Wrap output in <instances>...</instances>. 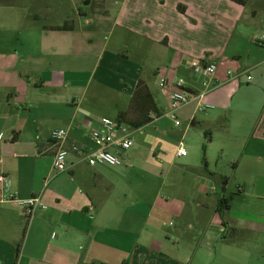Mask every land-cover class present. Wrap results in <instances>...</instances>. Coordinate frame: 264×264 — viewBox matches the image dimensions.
Here are the masks:
<instances>
[{
  "label": "crops",
  "instance_id": "1",
  "mask_svg": "<svg viewBox=\"0 0 264 264\" xmlns=\"http://www.w3.org/2000/svg\"><path fill=\"white\" fill-rule=\"evenodd\" d=\"M263 32L264 7L234 0H0V264H186L187 251L207 259L218 247L248 257L252 234L264 242V213L228 215L216 166H264ZM197 60L216 63L200 98L209 106L187 101L176 125L158 81L201 90ZM139 81L149 98L134 100ZM108 108L133 143L119 165L89 164L71 146L95 149L90 132ZM59 127L68 169L56 172ZM251 174L263 196L264 175ZM9 192L44 206L28 218Z\"/></svg>",
  "mask_w": 264,
  "mask_h": 264
},
{
  "label": "built area",
  "instance_id": "2",
  "mask_svg": "<svg viewBox=\"0 0 264 264\" xmlns=\"http://www.w3.org/2000/svg\"><path fill=\"white\" fill-rule=\"evenodd\" d=\"M259 44L264 45V32L254 38ZM191 71L193 74L199 77V84L201 90L197 92H191L185 89V78L182 76L177 77L172 84L173 88H169L171 85L166 81L165 77L161 76L158 81V85L168 93L169 104L166 110L163 112L165 115L174 119V123L178 125L180 121L176 117V110L189 100L197 99L196 108L202 110L207 108L208 104L200 102L201 96L207 89H209V83L211 77L214 76L216 70V63L210 60H197L191 63ZM231 73L230 70L227 72ZM250 78V76H248ZM66 137V129L59 127L53 128L49 132V138L52 142L57 144V148L52 156V169L56 172L64 171L68 169L67 156L69 150L64 148L61 144ZM90 137L95 144V149L91 152H85L79 145L73 144L71 151L78 153L89 164L104 163L108 165H119L123 159L119 150H124L132 145V139L130 138L128 127L120 121L113 120L109 117H102L98 125L93 127L90 132ZM109 145H115L118 150L113 151L109 149ZM177 155H185L186 149L179 141L176 150ZM6 176L0 173V183L5 184ZM6 199L13 201L16 205L24 208L25 214L28 218L32 215L34 210L38 207L44 206L40 195L31 196L28 198H20L16 193L9 192L6 195ZM264 264V263H263Z\"/></svg>",
  "mask_w": 264,
  "mask_h": 264
},
{
  "label": "rangeland",
  "instance_id": "3",
  "mask_svg": "<svg viewBox=\"0 0 264 264\" xmlns=\"http://www.w3.org/2000/svg\"><path fill=\"white\" fill-rule=\"evenodd\" d=\"M248 8H254V6L257 7H264V0H248L247 1ZM253 5V6H252ZM262 12H259L261 14ZM106 115L109 116V118L115 120L114 117V110L112 108H108V112ZM175 139L180 140L182 139L184 145L185 140L184 138H181L180 134H177L175 136ZM137 147V139L135 140L134 150ZM185 149H187V145L184 146ZM218 171H222L225 176L228 178L227 187L224 188V193H226L230 198L229 203L231 204L232 208L229 211L228 215L233 216H239L242 211L245 210V212H257V213H264V195H259L257 193V189L254 187V177L251 174V172L254 173H260L261 175H264V166H233V164L229 163L228 166H216ZM141 171H137L134 174V182L137 180H141L142 178ZM155 180V185H153V189H156L154 191V194L157 192L158 188L161 194H165L166 191L162 186L160 185V178H153ZM217 182V180H216ZM238 185H241L243 188L241 191L237 190ZM151 188V187H150ZM150 188H148V191L145 193L146 195L150 194ZM136 189V187H135ZM217 190L218 192H222V183L218 180L217 182ZM249 213V214H250ZM248 214V213H247ZM248 214V215H249ZM255 219H258L262 221L261 217L257 214H250ZM169 220H172V218H169ZM168 219L166 221H169ZM230 230L228 229L226 234L229 236ZM186 239H188L186 237ZM251 239L253 242L252 246L249 250L248 257L242 256V253L235 251L234 254L231 252H228L226 250H221L219 247L215 250L212 249V251L209 254V257L204 254V252L200 250H196V253L194 252H186L187 260L186 264H263L264 263V242L259 241L262 239V236L260 235H251ZM255 239V241H254ZM190 246L186 245V250H190ZM239 253V254H238ZM203 256V257H200ZM205 257V258H204Z\"/></svg>",
  "mask_w": 264,
  "mask_h": 264
},
{
  "label": "trees",
  "instance_id": "4",
  "mask_svg": "<svg viewBox=\"0 0 264 264\" xmlns=\"http://www.w3.org/2000/svg\"><path fill=\"white\" fill-rule=\"evenodd\" d=\"M234 1L245 5L248 0H234ZM137 95H138V97L140 95L147 96L148 98L150 97L149 91L142 81H139L137 84V89H136L134 97H133L134 100L137 98ZM155 112H156V114H158V111L156 108H155ZM148 119H149L148 117H144L138 121H134L131 125L134 127H137V126L145 123ZM202 152L204 153V145H202ZM225 181H226V177H222V183H225ZM228 207H229L228 206V198H226V197L219 198L218 204L216 207V211L219 213V216L221 218H223V214H224L225 210L228 209Z\"/></svg>",
  "mask_w": 264,
  "mask_h": 264
}]
</instances>
